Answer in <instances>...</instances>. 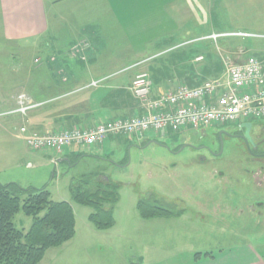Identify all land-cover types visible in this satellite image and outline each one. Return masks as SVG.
I'll return each mask as SVG.
<instances>
[{"label": "crops", "instance_id": "crops-1", "mask_svg": "<svg viewBox=\"0 0 264 264\" xmlns=\"http://www.w3.org/2000/svg\"><path fill=\"white\" fill-rule=\"evenodd\" d=\"M190 2L197 3L196 0H0L2 39L17 44L19 50L28 46L45 52L42 67L33 68L39 80H34L32 85L22 84L31 91L32 98L39 97L37 99L46 102L32 110V114L37 113L33 116L32 128L40 133L85 129L138 114L140 107L130 92L131 80L142 70L135 66L136 61L144 65L141 68L148 75H158L162 81L154 84L156 80L151 79V92L156 95L182 83L197 85L203 78H214L215 67L211 71L209 64L202 69L205 53L196 42L203 34L214 31L200 34L199 26L183 24V20L178 19L185 16V9L189 16H200L194 12L199 5ZM82 39L89 45L83 56H60L59 51L68 50ZM256 45L259 46L251 51L264 61V42ZM181 46L182 49L175 48ZM50 50L53 53H49ZM197 56L203 59L195 62ZM98 80L102 81L90 86V82ZM120 138L124 137L110 136L93 146H70L62 153L44 150L49 152L53 162L67 160L71 164L79 154L98 159L100 154L94 150L103 151ZM124 139L141 143L149 139V133L142 138ZM158 199L163 202L158 197L156 203ZM195 205L204 208L200 201ZM213 207L217 208V204ZM167 210L165 216L145 219L139 215L140 220H129L126 231L119 230L115 234L94 232L95 228L92 230L89 226V232L95 236L90 234L83 242V249L74 255L67 252L69 245L74 241L78 243L75 233L60 247L47 249L38 264H56L62 258L65 264H77L79 260V264H106V260L92 254L97 246L107 248L111 264H264V239H260L257 246L243 241L197 252L189 245H181L183 234L169 228L185 213ZM115 225L114 221L112 227ZM143 227L147 229L139 237L138 230ZM68 255L71 256L67 260Z\"/></svg>", "mask_w": 264, "mask_h": 264}, {"label": "rangeland", "instance_id": "rangeland-1", "mask_svg": "<svg viewBox=\"0 0 264 264\" xmlns=\"http://www.w3.org/2000/svg\"><path fill=\"white\" fill-rule=\"evenodd\" d=\"M196 1L190 3L199 5L194 12L200 16H189L185 9V16L178 19L183 20V24L199 26L200 34L211 30H248L264 37V0ZM47 11L49 14L48 7ZM173 22V19L170 20L171 25ZM87 42L85 39L76 41L68 50L58 53L60 56L80 58L89 49ZM256 43L262 42H254V47L259 46ZM16 45L2 39L0 18V112L12 109L20 93L34 102L45 101L37 99L39 97H34L35 100L31 97V91L25 89L27 84L32 85L34 80H39V76L29 70L43 65L44 50L30 49L28 46L19 50ZM229 47L225 43L214 44L213 53L221 57L222 66L223 59L231 56L226 55ZM51 51L49 53H53ZM36 58H39V64L34 63ZM141 66L144 65L136 61V67L145 71ZM24 83L25 87L22 86ZM32 113L30 110L25 116L0 118V183L14 182L22 187H28L29 183L36 187L44 185L53 201L71 202L78 237V243L74 241L73 245L70 243V248L67 247V252H72V255L83 249V242L90 234L94 237L95 233L88 230L89 226L94 230L88 221L92 209L71 201V184L93 172L103 173L117 184L119 194L113 208L116 225L112 227L113 223L109 230L95 229L94 232L115 234L119 230L126 231L129 220H140L137 209L139 200L147 198V201H154L160 197L163 202L158 199L157 204L162 208L170 209L173 213L180 210L185 213L169 231L183 234L180 244L189 245L195 252L204 251L206 247L212 250L225 248L243 241L257 246L260 244L258 241L264 239V156L254 158L243 144L236 140L230 144L225 137L221 146L212 145V142H217L215 137L221 130L227 129V125H213L199 130L187 128L182 132L167 131L160 135L149 133V139L141 143L124 139L129 136L113 135L124 138L115 140L109 148L103 149L104 152L94 150L100 154L98 159L79 154L68 164L67 160L53 162L52 156L45 151L49 149H28L18 136V126L23 124L30 132L46 134L32 128L33 116L37 114ZM250 121L254 130L264 124V118ZM209 145L211 152L205 148ZM64 149L51 151L62 153ZM260 151L264 152H255ZM260 170L263 171L258 172ZM257 183L262 185L258 186ZM179 198L184 201H176ZM196 201L203 203L204 208H198ZM213 204H217V208ZM12 222L17 229L26 231L32 218L19 211ZM146 229L139 228L138 236H142ZM94 253L106 260V264H111V254L106 247L97 246L92 249ZM64 261L62 258L56 264H65Z\"/></svg>", "mask_w": 264, "mask_h": 264}, {"label": "built area", "instance_id": "built-area-1", "mask_svg": "<svg viewBox=\"0 0 264 264\" xmlns=\"http://www.w3.org/2000/svg\"><path fill=\"white\" fill-rule=\"evenodd\" d=\"M229 36L264 38L243 31L211 32L196 42L202 39L216 42ZM202 59V56H197L194 61ZM34 62L38 63L39 58ZM222 68L221 76L205 79L197 85L182 83L156 96L151 93L148 73L140 71L130 84V92L140 107L138 114L109 120L91 128L63 129L46 134L30 132L23 124L18 127L17 133L30 150H60L76 145L101 144L113 135L142 138L147 133L182 132L187 128L199 130L264 118V61L255 56H248L239 62L225 57ZM99 82L101 80L92 81L90 86ZM44 104L46 102H34L20 93L14 107L1 111L0 118L25 116L28 111Z\"/></svg>", "mask_w": 264, "mask_h": 264}, {"label": "trees", "instance_id": "trees-1", "mask_svg": "<svg viewBox=\"0 0 264 264\" xmlns=\"http://www.w3.org/2000/svg\"><path fill=\"white\" fill-rule=\"evenodd\" d=\"M243 32L260 34L248 30ZM256 41L264 42V38L229 36L221 37L216 42L209 39L198 41L205 53L202 69L204 70L209 64L211 71L215 67L214 78L222 70L221 57L213 53L214 44H228L230 47L226 55H231V59L239 62L248 56L258 58L257 54L251 51ZM235 44L241 48L234 47ZM175 48L182 49V46ZM236 54L239 56L233 57ZM29 71L34 73V69ZM148 76L150 82L151 79L156 80L154 84L162 82L158 75L153 77L150 73ZM152 95L156 96V94ZM118 199V185L100 172H93L71 184V201L92 209L88 221L96 230L108 229L113 225V208ZM137 209L140 217L145 219L165 216L168 212L155 200L147 201V198L139 200ZM19 211L32 218L26 231L17 229L12 222L13 216ZM75 233V216L71 202L53 201L46 186L36 188L22 187L14 182L0 183V264H38L47 249L60 247L72 239Z\"/></svg>", "mask_w": 264, "mask_h": 264}, {"label": "flooded vegetation", "instance_id": "flooded-vegetation-1", "mask_svg": "<svg viewBox=\"0 0 264 264\" xmlns=\"http://www.w3.org/2000/svg\"><path fill=\"white\" fill-rule=\"evenodd\" d=\"M249 122L251 124V127L249 129V135L251 137V142H245L242 137L245 132L244 127H240L243 123ZM257 131V132H255ZM225 138H228L229 140H236L238 143H241L245 146V148L253 155L254 158H257V156H264V152H255L257 150H264V124H260L258 128L254 130L253 123L249 121H245L236 125L227 124V129L221 130L218 135L215 137L217 142H212V145H222V142ZM209 152L212 151L211 145L205 147ZM262 154V155H261ZM263 170H260L258 172H262Z\"/></svg>", "mask_w": 264, "mask_h": 264}, {"label": "water", "instance_id": "water-1", "mask_svg": "<svg viewBox=\"0 0 264 264\" xmlns=\"http://www.w3.org/2000/svg\"><path fill=\"white\" fill-rule=\"evenodd\" d=\"M240 127H244L245 128V132H244V135H243L242 139L245 142H248V141L251 142V137L249 135V129L251 127V124L249 122H246V123H243Z\"/></svg>", "mask_w": 264, "mask_h": 264}]
</instances>
